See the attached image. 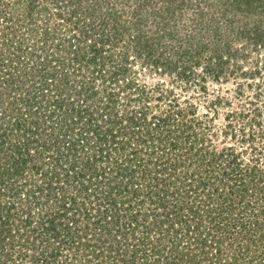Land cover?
Instances as JSON below:
<instances>
[{"label":"rangeland","instance_id":"rangeland-1","mask_svg":"<svg viewBox=\"0 0 264 264\" xmlns=\"http://www.w3.org/2000/svg\"><path fill=\"white\" fill-rule=\"evenodd\" d=\"M30 4L34 7L32 13ZM74 36L76 39L72 41L70 38ZM13 51L22 58H15ZM44 59L52 60L51 65L40 66ZM39 68L55 77L42 104H36L39 110L34 109L37 115L31 121L29 132L27 125L25 128L18 125L23 122L22 100L27 98L24 94L27 91L12 89V93L8 92L11 95L2 99L4 107L13 106V110L0 120V137L5 140L0 173L8 172L5 184L0 185V204L8 207L3 215L0 211V225L10 215L13 222L6 221V226L13 231H8L4 224L5 233L10 235L0 244V264H112L110 257L114 255L96 243H91L95 245L91 250L100 249V257L91 253L85 260L86 253H77L79 250L71 244L80 233L73 232L68 238L63 228L67 218L79 215L72 211L67 218L58 214L62 213L60 201L64 200L65 193L71 201H76L72 205L65 199L67 208L76 206L89 211L107 202L104 196L109 191L103 183V171L110 158L98 151L108 144L114 149L117 147L112 144L113 137H106L108 130L117 133L116 142L120 147L127 141L138 147V153H131L136 155L134 159L130 157L133 166H139L144 158L166 154L161 161L167 167L164 177L171 181V191H179L183 196L187 211L198 204L196 200L212 194V202L218 206L219 198L222 203L218 188L227 194L233 188L240 190L223 185V178L235 184L232 171L228 165L222 168V165L204 162L206 154L227 153L231 148L246 169L250 166L264 170V0H0V92L6 88L8 73L21 72L37 80ZM63 75L72 83L59 89ZM90 79H95L97 88V93L90 92L95 96L87 105L96 106L93 121H66L63 112L67 106L57 109L54 101L70 98L77 104L79 97L84 100L86 91L75 95V90L80 91L81 81L91 82ZM129 82H133L130 87ZM53 111L55 116L47 123L46 115ZM134 111L139 118L136 127L125 120ZM95 129L101 133L97 134ZM175 141L173 147L171 143ZM26 144L29 150H25ZM155 147L156 154L149 155ZM122 153L128 152L122 148L111 152V162L120 160ZM90 158L93 161L85 169ZM25 159L26 169L23 168ZM97 173L102 176L93 179L91 175ZM242 174L247 175L236 176L246 180L249 189L246 201L258 204L254 207L258 210L264 208V183H260V174L255 179L249 172ZM139 175L141 172L136 173ZM187 176L193 179L192 183H185ZM117 177L125 179L121 183L127 182L126 178ZM204 180L209 184L205 189L200 184ZM188 184L192 190L202 188L195 195L187 190ZM259 197L263 199L258 201ZM226 207L230 208V214L225 213L230 224L235 215L243 216L240 223L248 220L255 223L247 209L240 215L241 205L233 209L230 202ZM27 209L32 210V215L26 214ZM92 214L97 213L92 210ZM47 219H55L59 231L49 232L45 227ZM258 220L264 226V214ZM28 221L31 224H26ZM85 223L79 219L80 232ZM185 226L175 227L179 228V234L183 232L178 239L193 242V235L185 232ZM175 229L168 238L175 239ZM212 237L208 236L209 240ZM171 241L167 239L165 247ZM132 243L130 238L122 253L124 257L125 252L129 253L125 257L129 264L136 255L132 252L135 250ZM233 244L234 239L229 238L223 243L226 254L230 252V262L234 251L239 252ZM193 247L200 254L202 247L197 248L195 242ZM259 250L262 256L252 261L250 256L243 259L238 254V264H264V238ZM26 254L32 257L24 258ZM137 259L141 264L142 256L138 255Z\"/></svg>","mask_w":264,"mask_h":264},{"label":"trees","instance_id":"trees-1","mask_svg":"<svg viewBox=\"0 0 264 264\" xmlns=\"http://www.w3.org/2000/svg\"><path fill=\"white\" fill-rule=\"evenodd\" d=\"M29 10H30L29 12L32 13V11L34 10L33 5L31 4L29 5ZM57 15L61 16V14H57ZM46 34L49 35L50 33L46 32ZM70 39L73 41L76 39V36L71 37ZM84 39L87 38L84 37ZM72 45L73 44H71V46ZM96 51H100V50L96 49ZM13 56L15 58H22L14 51H13ZM75 59H79V58L77 57ZM30 60L31 59H29V61ZM12 61L16 62L15 60ZM63 61L64 60H62V63ZM21 62L22 61H20V63ZM51 62H48L47 60L45 61L44 59L42 60L40 66H46L48 64L51 65ZM24 70H26V68ZM29 70H31V68ZM36 74H38L39 78L37 80L34 79L32 80L30 79L31 76L26 77V74L23 73L21 74V72H19L18 75L16 74V72L8 73L7 74L8 79L6 80V82H4L5 85L4 87L6 88H2V92H0V107L2 106L1 109H3L0 110V120L1 119L4 120L8 114L11 115V112L13 110V106H11L10 108L4 107L2 99L5 97V95L6 96L11 95L12 89L20 90L21 88V91L22 89H25L27 91L26 93H24L27 95V98H23L22 100L23 101L22 103H24L22 104L24 106V112H22L21 117L24 124H22L23 122L20 121L21 123H18V125L19 124L22 125V128L23 127L25 128V126L27 125V128L29 129L28 132L31 129L30 128L31 121H33L34 117L37 115L36 110H39V106L36 104H40V105L42 104L44 100L43 98H45L47 94L50 92V88L52 86V84L50 83L54 81L53 79L55 77L53 76V74L50 75L48 70L43 68H39L38 73L36 70ZM48 74L50 76L49 78L50 80L46 78V75ZM32 77H35V75H32ZM38 80L39 82H37ZM116 80L117 79H115V81ZM61 81L62 82L57 86V88L59 89L62 88V85H64V87L66 86L65 88H67V86L72 83L67 75H63ZM94 83H96L95 79H93V81L91 80V82H86V80L81 81V85H82L81 88L82 87L84 88L83 89L80 88V91L76 89L75 95L83 94V90H84L86 91L87 96L86 97L83 96L84 100L83 99L81 100V97H79L80 100L78 99L79 101L77 104L75 100H71L70 98L68 100H66V98H60L54 101V107L56 106L55 108L57 109H63L65 108V106H67V109L65 108L66 110H64L63 112L64 116H66L65 117L66 121L67 120L76 121V123H83V121L85 122L93 121L94 108L96 106L91 107L87 105L92 101L91 98L95 96V94L92 93L93 92L97 93V88ZM132 85L133 82H129L128 86L130 87ZM8 92L11 93L9 94ZM39 95L42 96V98H39ZM16 98L17 97H15L14 99ZM14 104L16 105V102H14ZM82 105H85V108H83ZM35 108L37 109L34 110ZM137 113L138 112L135 111L131 112L126 115V119H125L131 122L132 124H135L134 127L137 126L135 122L136 121L139 122ZM54 116H55V111L50 112L49 115H46V118L49 120L47 123H50V120H52ZM142 116L143 115H141V117ZM101 117H103V115ZM145 118L146 117L143 118L144 122H146ZM94 131H97V134L101 133L98 129H95ZM105 135H107L106 137H113L112 144L113 145L117 144L116 149H114V147L109 146L108 144L107 146L101 147L98 151V153H105L106 156L108 155L107 157L110 158L109 159L110 166L108 165L107 167H104L106 171H103V177L105 178V180L103 179V183L107 184L109 191L106 196L101 195L107 199V202H104V205L106 206L101 205L100 203L98 205L99 206L98 208L92 207L91 210L89 211L88 209H84L82 207L78 208L76 206L74 208L71 207L67 208L68 204L65 201V199H69L72 205L76 203V201L75 200L71 201V199L68 198L66 193L64 200H61L60 201L61 203L59 202L60 212H62V213H58L59 215L63 214V217L67 218V216L69 215L68 212L71 211L79 215L78 218L76 217V214H73L74 218H67L63 231H66V236L68 238H70V236L73 235V232L75 234L80 233L79 238H77V240H72L71 245L74 247L76 246L75 248L79 250L77 251V253L78 252H81L83 254L86 253L85 256L86 258L84 257L85 260H87L88 257H90L91 253H93L97 257L101 256L102 252L100 249L97 251L95 250V252H92L91 250L92 249L91 247L95 246L92 245L91 243H96L101 246V249L103 251L109 249V252L114 255L110 257L112 264H123L120 263L119 261L120 259L121 261L124 262V264H129L130 262L125 259V257L129 253L125 252L126 253L125 257L124 254L122 253H123V248H125V246L128 244L130 238L132 239L133 242L132 243L133 249H135L132 252L136 254L131 257L132 258L131 264H140L139 260L137 259L138 255L142 256L141 264H179V262L180 264H238V262L240 263L239 261L240 258H238V254L242 255L243 259H247V257L250 256L251 261L255 259L257 260V258H260L262 256L263 253L259 250V246L262 239L264 238V226L262 222L260 224L259 222L260 220L258 219H260V217L264 214V208L258 210L254 208L255 206H259L258 204L256 205L253 204V202L251 201H246V197H247L246 193H248L247 191L249 190L247 188V185L245 184L246 180L245 181L244 179L239 180L236 174L243 177L247 175V174L246 175L242 174L243 172H249V174H251L250 175L251 178L254 179L258 176L256 174H260V183L262 182L261 184H263L264 170H259L256 167L250 168V166H247L246 169L245 168L246 165H242V163H240V160L238 159L239 155L235 156L233 149L231 148H229L228 150L229 152L226 150L227 153L218 152L216 154V152H214L212 155L210 154V156L209 154H206L203 159L204 162L209 163V165L219 164L222 165L221 166L222 168L225 167L224 165H228V168L230 169V171H232L231 176L232 179H235L234 180L235 184H233L232 180L230 179L225 180V178H223V180L225 181L223 185L225 187H228L229 185H233L235 187H238V189L240 190H236L235 188H233L232 192L227 194V192L224 193V191H221L222 189L218 188L217 193L222 198V203L220 198L218 200L219 202L217 201L218 206H214V203L212 202L213 199V194H212V195H208L209 197L207 198L203 197L200 200L195 199L196 200L195 204L198 203L197 205L199 206L196 207L197 206L196 205L193 207H189V211H187V208L185 207L186 201L182 198L183 196L179 195L178 193L179 191H171V185L169 184L171 181L167 177L166 178L164 177L165 175L164 173L165 172L167 173V167L165 166L164 161L161 162L164 156L166 155L163 151H161L163 152L162 154L163 156H160L159 158L158 157L144 158L145 160L143 159L140 162L139 160L135 159V161L139 162L140 165L138 166V164H136L135 166H133L130 161V159L132 160V158L130 157H133L134 159L136 155L133 156V154L131 153L133 151H135L134 154L138 153L137 150L138 147L135 148L136 146H134L130 141L125 142L126 144H128L126 147H125V143L123 146L120 147V143L118 145V143L116 142L118 136L114 130H108ZM45 136H48V133H46ZM122 139L124 140V138ZM202 141L205 143L206 142L205 138H203ZM145 142L148 141L144 140V143ZM172 143L171 145L175 147L176 141L175 143L173 144ZM4 144H5V140L0 137V156H2L1 154L4 153L3 151ZM25 148H26L25 150L30 149L28 147V144H26ZM119 148L120 149L122 148V150L127 151L128 153L127 154L122 153L121 155L122 159L119 158L122 161L117 160L113 164V162H111L112 156L110 153L113 152L114 150L118 151ZM155 149L156 147L153 148L152 151H150L149 155L151 156L155 155L156 154ZM129 150H131V152ZM196 150L197 152L202 151V149H196ZM98 153L96 155H98ZM95 157L101 158L102 156H95ZM91 161H93L92 158L88 160L87 165H85V169L90 167ZM224 161H226L225 164ZM23 162H24L23 168L26 169V167L28 166L27 164L28 161L25 159ZM138 168H140V170ZM72 169L75 170V166H72ZM136 169H138L139 171L138 170L136 171ZM138 172H141V175L137 177L136 173ZM84 174L85 176L87 175L86 172H84ZM7 175L8 172L0 173V185L5 184L6 181L4 180V178ZM98 176H100L98 173L95 176L91 175L93 179ZM117 176L121 178H126L127 182L121 183L120 181L125 179H119ZM192 181L193 179L188 176L185 179V183L188 182L192 183ZM205 181L206 180L200 183L203 185L202 187L204 189H205L204 187L205 185H209L206 184ZM189 185L191 184H188L187 190L189 191L191 190V191L188 192L195 195L197 192H199V189L202 188L201 186H198L192 190L191 188H189ZM234 196L236 197V199L233 200ZM181 199H183L184 201L183 203L184 206H182V204L180 203ZM262 199L263 198L259 197L258 201H261ZM237 201H240L239 204ZM149 202L151 204H149ZM230 202H232L234 205L233 209H236L238 205L242 206V209L239 211L240 215H244L245 209L250 211V213L253 214L254 216L253 218L255 219V223L252 222V220L251 221L248 220V222L246 223H240V220L243 216L240 217L239 215L237 216L235 215L233 220L234 222L230 224L229 220H227L225 217L226 214H230V208L226 207L227 204ZM3 205H4L3 203L0 204V211L2 210L1 211L2 215L3 212L5 211V208L7 207ZM202 207L203 209H201ZM92 210L97 214L93 215ZM186 212L190 214L186 216L184 214ZM26 214L32 215V210L27 209ZM79 219L86 221V223L83 225L84 232L83 231L80 232V230L78 229L79 226L77 224L79 222ZM6 221L13 222V220H10V215L9 218L6 217V220L3 221V223H1L0 225V231L1 229L3 230V233L0 234V244H4L5 240L10 235L9 233H5L6 232L5 226L7 223ZM47 221L46 223L48 224L45 227L48 228L49 232L59 231L57 230L58 227H56L55 225V219H47ZM28 223L31 224V221L26 222V224ZM180 224L186 225L184 230L185 232H187V234L193 235L192 239L193 242L196 243L197 248L198 246L202 247L200 254L195 253L196 250L194 251L195 247H193L192 241L190 242L189 240L184 241L183 239L182 240L178 239V236H183V232L180 233L181 235L179 234L180 231L179 228L178 229L176 228L177 230L175 229V227H179ZM6 227L8 231H13L11 230L10 226H6ZM174 229H175V239L174 237H172L173 239L168 238V234L171 235L174 232ZM154 235H157L156 238L157 240H154ZM208 236L210 237L213 236V237L211 240H209ZM96 238L103 240V242L101 243L100 240ZM225 238L234 239L233 246H235V244L238 246L239 252L234 251L233 253V261L235 262L233 261L230 262L229 261L231 260V257L229 256L230 252L226 254L225 250H223L224 248L223 243L225 241ZM247 238L248 241L245 240ZM167 239L170 241L172 240L171 241L172 243H170V245L165 247L166 245L164 243L166 242ZM184 242L187 243L184 244ZM71 245L70 247H72ZM209 248H211L210 250H212L211 253H209L210 250H207ZM253 248L257 250L252 251ZM250 253H252V255H250ZM199 255L201 256L200 258H198ZM31 257L32 255L29 254H26L24 256V258H31ZM54 257L56 259L57 254ZM227 257L228 260L226 259ZM116 259H118V261ZM114 260H116L117 262L116 261L114 262ZM80 262H82V260ZM241 263H243V261Z\"/></svg>","mask_w":264,"mask_h":264}]
</instances>
